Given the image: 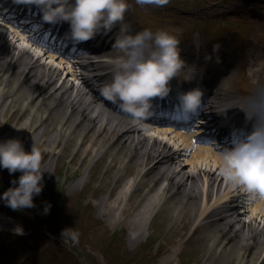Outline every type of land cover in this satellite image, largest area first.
I'll use <instances>...</instances> for the list:
<instances>
[{"label": "bare ground", "instance_id": "6f19581e", "mask_svg": "<svg viewBox=\"0 0 264 264\" xmlns=\"http://www.w3.org/2000/svg\"><path fill=\"white\" fill-rule=\"evenodd\" d=\"M30 4L40 9L39 15L44 13L35 0H30ZM59 25L70 28L67 21L59 22ZM119 28L117 24L111 32L99 33L88 44V49L97 55L80 63L81 73L76 77L79 84L66 79L60 81L57 67L40 56L35 57L28 48L16 44L0 31V103L8 97V101L2 104V111L9 114L19 109L27 118L25 122L18 121L17 137L25 134L30 143L47 141V148L52 152L48 161L51 170L55 154L63 151L69 157L76 156L79 167L84 169L80 180L87 177L92 164L103 156H107L105 168L111 169L115 179H121L134 165L135 169L119 191L118 199L108 205L120 212L128 203L122 206L117 204L119 200L126 198L124 202H128L127 197L144 188L140 206L143 203L148 205L144 216L131 222L133 233L141 231L140 236H146L148 225L158 210L167 209L173 225L188 211L194 217L193 226L201 227V236L206 235L207 250L210 255H215L216 261L235 259L232 264H264V201L249 202L256 213L248 219L242 217L244 210L239 209L237 203L242 196L239 193L241 187L229 184L221 174L219 151L211 145L195 142L202 131L194 134L179 127L156 125L157 134H144L139 126L131 124L125 117L114 115L111 105L100 93L86 89L88 82L94 83L88 80V71L106 70L103 83L111 80L112 63L107 57L112 51L108 47L114 44ZM106 48L108 50H104ZM101 50L104 54H99ZM182 52H188L186 46ZM221 52L223 61L230 59L233 62L227 50ZM186 74L184 72L170 81L173 88L174 82L180 77L185 78ZM232 76L230 69L227 81L214 92L216 100L208 102L206 114L219 117L226 111L223 107L226 100L234 98L230 90ZM103 83L100 82V87ZM175 89L180 91L179 87ZM244 106L246 104H241L238 108L244 109ZM51 128L53 133L45 137V131ZM36 129L40 130L30 136V132ZM179 144L181 148L174 147ZM181 155L184 166L177 162ZM187 165L190 168L186 169ZM147 182L149 184L145 187Z\"/></svg>", "mask_w": 264, "mask_h": 264}, {"label": "rangeland", "instance_id": "374dc122", "mask_svg": "<svg viewBox=\"0 0 264 264\" xmlns=\"http://www.w3.org/2000/svg\"><path fill=\"white\" fill-rule=\"evenodd\" d=\"M128 2V15L139 30L151 28L155 32L167 29L186 45H193L197 36L201 38L202 49L208 53L213 67L219 59L215 49L224 43H232L233 55L236 57V62L232 65V89L238 94H256L264 89V70H256V62L264 59V0H167L164 4L141 3L140 0ZM251 46L262 47V50L245 52ZM221 77L226 80L228 76L223 73ZM7 101L8 97H5L0 103L1 140L18 138L15 126L19 125L18 121L27 120L19 109H14L9 114L3 112L2 104ZM39 130L30 132V136L37 134ZM150 131L152 130L147 132ZM45 133V137L52 134V128ZM19 139L28 151H31L33 144L42 149V170H46L42 180L44 187L34 197V207L13 209L2 197L13 186V179H18L22 173L19 170L11 173L7 168L0 167V211L16 217L22 224L33 229L25 237L0 234V264H85L81 258L88 259L90 264L235 262V259L228 262L216 261L215 255L209 254L207 237L201 236V227L193 226L194 217L188 211L173 225L168 210H158L148 225L146 236H140L141 231L133 233L131 222L141 219L148 205L143 203L140 206L144 188L141 187L140 191L127 197L128 202H124L126 198L120 199L117 204L123 206L128 203L120 212L108 205L118 199L119 191L135 169L134 165L128 168L121 179H115L114 174L110 173L111 169L105 168L107 156H103L92 164L87 177L80 180L84 169L79 167L76 156L69 157L63 151L55 154L56 160L51 170L48 161L52 152L47 148V141L43 139V142L30 143L25 134ZM177 161L184 166L182 157ZM185 168L190 167L187 165ZM148 184L149 182L145 187ZM241 191L243 197L239 199L244 202L247 200V193L244 194V188ZM47 203H51V210L45 214ZM242 208L246 210L243 209V218L248 219L256 213L251 206ZM261 217L262 214L259 218ZM69 227V232L77 233L75 239L70 235H63L64 229ZM37 228L56 233L64 240L52 239L40 233Z\"/></svg>", "mask_w": 264, "mask_h": 264}, {"label": "clouds", "instance_id": "9594fccd", "mask_svg": "<svg viewBox=\"0 0 264 264\" xmlns=\"http://www.w3.org/2000/svg\"><path fill=\"white\" fill-rule=\"evenodd\" d=\"M140 2L164 4L167 0ZM35 3L42 8L46 21L69 22L70 31L66 35L76 44L93 39L101 32H111L120 25L113 47L121 54L111 61L112 78L103 83L99 91L103 98L117 104L135 120L153 114L152 98L168 96L172 90L170 81L180 76L186 64L181 55V40L176 34L167 29L134 31L130 23H125L128 0H35ZM193 78L194 75L186 77ZM204 95L199 86L181 92L180 112L197 113L205 106ZM244 109L248 119L254 121L253 130L236 136L234 146L219 150V170L229 184L246 190L250 202L264 201V97L251 101ZM43 160L44 153L35 144L28 151L19 138L0 140V167L11 173L17 170L22 173L3 193V200L11 208L35 206L34 197L44 187ZM50 210L51 203H47L44 213ZM70 228L64 229L63 235L75 239L77 233L69 232ZM13 231L23 234L24 227L18 224Z\"/></svg>", "mask_w": 264, "mask_h": 264}]
</instances>
